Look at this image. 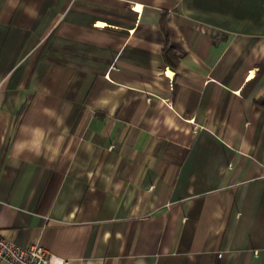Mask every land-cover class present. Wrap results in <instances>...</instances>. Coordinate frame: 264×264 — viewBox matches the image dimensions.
Wrapping results in <instances>:
<instances>
[{
	"label": "crops",
	"instance_id": "crops-1",
	"mask_svg": "<svg viewBox=\"0 0 264 264\" xmlns=\"http://www.w3.org/2000/svg\"><path fill=\"white\" fill-rule=\"evenodd\" d=\"M0 236L264 264V0H0Z\"/></svg>",
	"mask_w": 264,
	"mask_h": 264
},
{
	"label": "built area",
	"instance_id": "built-area-1",
	"mask_svg": "<svg viewBox=\"0 0 264 264\" xmlns=\"http://www.w3.org/2000/svg\"><path fill=\"white\" fill-rule=\"evenodd\" d=\"M166 74V70H163ZM168 102V100H165ZM0 263L3 264H67L36 244L16 245L0 236Z\"/></svg>",
	"mask_w": 264,
	"mask_h": 264
},
{
	"label": "trees",
	"instance_id": "trees-1",
	"mask_svg": "<svg viewBox=\"0 0 264 264\" xmlns=\"http://www.w3.org/2000/svg\"><path fill=\"white\" fill-rule=\"evenodd\" d=\"M166 50H167V47H163L162 48V55H163V57L165 58V55H166ZM177 57H178V55L177 54H172V58H173V61H171L170 59H168V58H165V60L167 61V63L170 65V66H172L174 63H175V60L177 59Z\"/></svg>",
	"mask_w": 264,
	"mask_h": 264
}]
</instances>
